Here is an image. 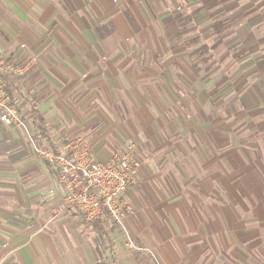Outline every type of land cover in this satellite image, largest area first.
<instances>
[{"label": "crops", "instance_id": "obj_1", "mask_svg": "<svg viewBox=\"0 0 264 264\" xmlns=\"http://www.w3.org/2000/svg\"><path fill=\"white\" fill-rule=\"evenodd\" d=\"M256 8L264 0H0V53L32 63L11 85L32 135L52 147L55 132L76 131L96 159L125 148L144 161L123 195L133 208L128 244L71 211L56 169L33 155L27 133L0 122V258L264 264ZM210 37L195 70L185 59Z\"/></svg>", "mask_w": 264, "mask_h": 264}, {"label": "built area", "instance_id": "obj_2", "mask_svg": "<svg viewBox=\"0 0 264 264\" xmlns=\"http://www.w3.org/2000/svg\"><path fill=\"white\" fill-rule=\"evenodd\" d=\"M31 64H17L0 53V122L6 126L26 130L11 85L27 73ZM34 151L56 169L57 183L71 211L80 213L90 224L100 223L118 230L130 244L126 222L133 208L123 195L141 166L138 158L127 152L98 160L81 137H66L60 144ZM0 264L9 263L0 258Z\"/></svg>", "mask_w": 264, "mask_h": 264}, {"label": "rangeland", "instance_id": "obj_3", "mask_svg": "<svg viewBox=\"0 0 264 264\" xmlns=\"http://www.w3.org/2000/svg\"><path fill=\"white\" fill-rule=\"evenodd\" d=\"M244 2H250V1H252V0H243ZM254 1V0H253ZM227 3V2H226ZM257 9V17H259V19L260 18H263L264 17V15H261L260 13H262L263 11H264V9H262V8H260V10H259V8H256ZM222 17H219V18H214V20H213V22L214 21H217L218 19H221ZM218 23V22H217ZM233 29V28H232ZM232 34V33H231ZM213 38L214 37H210V39H208L206 42H203V44L202 45H206V49L204 48V49H202L201 50V52H202V54L199 56V55H196V56H193V57H191V58H186L185 60H186V64H188L189 63V65L190 66H192L195 70L196 69H202L204 66H205V63L203 62L205 59H204V57L206 58V55H208V54H210V52L207 50V49H209V48H207V47H209L210 45H211V43H212V40H213ZM205 50H207V51H205ZM200 51V50H199ZM198 51V52H199ZM206 52V53H203V52ZM216 53V52H215ZM213 54V57H211L210 58V60L211 61H215L217 64L216 65H218V62H219V60L224 56V54L223 53H221L220 51L219 52H217L216 54H214V53H212ZM201 57H203V59L201 58ZM208 60V59H207ZM16 80H13V82H15ZM25 121V120H24ZM25 123V131H24V129H22V128H20V129H22L23 131V133H24V135H26V133L28 134L27 135V137H26V139H27V141L31 144V148L33 149V155H35L39 160H41V161H43L41 158H39L38 156H37V154L35 153V151H34V148H40V149H45V148H48L49 146H48V143H47V141H46V139L43 137H40V138H38V136H37V133H36V135H35V137H36V139H35V137L32 135V132H31V129H30V127H29V125H27L28 123H26V121L24 122ZM54 130V129H53ZM49 132H51V134L53 133L52 132V130L50 129L49 130ZM55 132V131H54ZM55 134L56 135H52V137H51V139L54 141V143H58V144H60V143H62L63 141H64V139L66 138V137H81V138H83L86 142L88 141V139L85 137V136H83V134H81L80 132H76V131H69V132H59L58 131V133L57 132H55ZM49 137V136H48ZM88 143V142H87ZM89 146V145H88ZM245 146H248L247 147V149H254L253 147H252V142L251 143H249L248 145H245ZM90 148V147H89ZM125 148H122L121 150H119V151H116L115 153L113 152V153H111V156H113V155H115V154H118V153H124L125 152V150H124ZM113 154V155H112ZM98 159H100V158H98ZM102 159H104V157L103 158H101L100 160L102 161ZM107 160V159H106ZM140 160V162H144L142 159H139ZM104 161V160H103ZM44 162V161H43ZM142 163H141V165H142ZM49 166V165H48ZM50 167V166H49ZM55 190V189H54ZM131 206V205H130ZM126 229H127V227H126ZM124 235V234H123ZM121 236H122V234H121ZM125 237L124 236H122L121 237V239L123 240Z\"/></svg>", "mask_w": 264, "mask_h": 264}, {"label": "trees", "instance_id": "obj_4", "mask_svg": "<svg viewBox=\"0 0 264 264\" xmlns=\"http://www.w3.org/2000/svg\"><path fill=\"white\" fill-rule=\"evenodd\" d=\"M99 225H101L100 223H98Z\"/></svg>", "mask_w": 264, "mask_h": 264}]
</instances>
